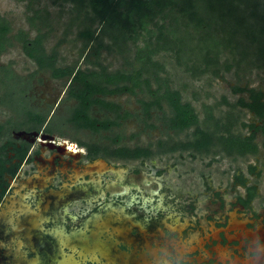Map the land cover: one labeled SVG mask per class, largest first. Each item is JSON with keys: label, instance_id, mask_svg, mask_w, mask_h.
<instances>
[{"label": "flooded vegetation", "instance_id": "1", "mask_svg": "<svg viewBox=\"0 0 264 264\" xmlns=\"http://www.w3.org/2000/svg\"><path fill=\"white\" fill-rule=\"evenodd\" d=\"M26 133L0 134V264H264V198L242 175L231 190L194 182L159 141L155 158L128 157L122 136Z\"/></svg>", "mask_w": 264, "mask_h": 264}, {"label": "rangeland", "instance_id": "2", "mask_svg": "<svg viewBox=\"0 0 264 264\" xmlns=\"http://www.w3.org/2000/svg\"><path fill=\"white\" fill-rule=\"evenodd\" d=\"M164 1H168L169 6L162 12L157 11L154 21L148 25L154 32V42L161 31L171 38L170 33L176 29L181 34L192 36L193 44L197 43L205 32L217 28L218 35H225L220 30L221 26L213 21L210 27L204 23L203 29H196L191 19L193 7L189 6L193 0ZM0 15L11 25L10 36L13 41L0 56V69L2 66H10L15 73L27 78L34 74L32 87L27 94L29 106L52 118L56 126L55 134L62 138L58 139L59 141L76 147L74 142L69 141L90 144L101 139L110 143L117 136H122L124 145L132 148H152L154 154L151 157L155 158L158 141L171 140L181 144L194 137V126L184 131L169 127L167 107L146 113L142 102L150 100V97L140 91L136 94L121 92L106 97L108 101L121 106L117 117L101 107H93L92 114L99 118H118L119 115L129 113L130 117L120 119L119 125L99 132L76 128L71 118L73 108L78 103L72 98L71 90L80 88V84L72 77L53 78L49 72L38 71L36 63L25 54L22 44L15 38L19 31L24 30L28 32L29 38L33 39L41 30L48 33L45 46L49 52L57 51L61 66H71L75 70L115 72L133 69L137 49L143 47L149 39L146 30L139 31L137 40L128 38L127 35L126 41L115 44L110 34H103L104 24H101L87 3L80 6L68 0H0ZM90 30L94 32L91 40L83 35V32ZM239 58V54L222 52L220 76H195L178 60L173 51L162 50L154 57L164 66L159 77L167 80L172 89L179 90L184 102H190L195 107L201 126H209L205 123V105H210L220 120L225 121L232 115L236 122L234 133L246 136L252 134V124L263 126L264 122L260 121L254 112L241 107L238 102L243 97L248 99L251 89L262 92L264 97V60L256 50H253L244 62L237 63ZM226 64L232 65L231 70L224 69ZM237 87L246 88V91L237 92ZM3 93L0 83V98ZM23 120L17 112L0 104V124H5L2 134H27L29 126H23ZM20 129L24 131H18ZM255 142L260 146L256 154L229 153L222 145L216 144L210 151L186 148L182 149L180 155H164L163 158L171 162L177 160L178 168L181 171L187 170L188 178L194 182L207 179L212 184H221L222 188L230 190L237 187L235 185L233 188L237 175H242L247 184L256 186L259 197L264 198V130H257ZM250 166L255 168L253 173ZM171 170L169 173L176 176ZM239 190L244 193L242 186Z\"/></svg>", "mask_w": 264, "mask_h": 264}, {"label": "trees", "instance_id": "3", "mask_svg": "<svg viewBox=\"0 0 264 264\" xmlns=\"http://www.w3.org/2000/svg\"><path fill=\"white\" fill-rule=\"evenodd\" d=\"M80 6L89 5L95 16L104 24L103 34H110L115 42L133 38L139 39V31L146 30L149 39L146 44L136 51V63L131 70L84 71L75 70L71 66H61L57 51L49 52L45 46L48 33L40 32L33 39L28 32L21 30L15 38L22 44L25 54L32 59L38 71L49 72L53 78L72 77L81 84L80 88L71 90L72 98L78 101L73 108L72 118L76 128L90 129L95 132L109 130L120 124V119L130 117L129 113L119 115L115 119L99 120L91 115V108L97 104L117 114L121 106L104 100V96L121 92L136 94L137 91L147 94L150 100L143 101L144 111L164 110L168 108V125L171 129L184 131L196 127L194 137L185 143H176L171 140H160L159 146L171 148L173 151L182 148H194L198 151H210L214 145H222L229 153L256 154L260 146L255 142L257 130H264L263 126L251 125L253 132L250 135L234 133L235 120L231 115L225 121L220 120L214 113L213 106L205 105L206 122L209 126L200 125V117L190 102H184L179 90L172 89L167 80L159 77L164 66L154 57L163 51H173L178 60L195 76L212 74L220 76L221 54L228 51L239 54L237 63L249 58L253 50L257 51L264 60V0H193L190 7L192 22L196 29H203V24L211 26L212 21L221 26L225 35H218V28L207 31L193 44L194 38L186 33L173 30L171 38L163 31L157 36L156 42L152 40L153 31L148 28L157 15L169 6L164 0H68ZM203 16H202V15ZM208 15V20L205 15ZM200 15V16H199ZM206 15V16H207ZM206 19H205V18ZM106 30V31H105ZM11 25L0 15V56L13 44L10 36ZM131 34V35H130ZM153 34V35H152ZM89 40L94 36L93 31L83 32ZM232 65L226 64L224 69L231 70ZM22 77L15 73L10 66L0 69V83L3 95L0 104L17 112L22 117L23 126L29 130L46 128L53 131V120L46 125L47 114L36 111L29 106L28 92L33 83V76ZM156 87L153 88V85ZM237 92H244L246 88L237 87ZM248 99L239 100V105L254 112L260 121L264 122V100L262 92L249 90ZM100 95L99 97H95ZM21 124V123H20ZM213 126V127H212ZM20 127V126H18ZM5 124H0V134ZM264 147V143L262 145ZM128 157H149L152 155L147 148L128 150ZM251 171L255 168L250 166ZM245 182L243 176L240 177Z\"/></svg>", "mask_w": 264, "mask_h": 264}, {"label": "water", "instance_id": "4", "mask_svg": "<svg viewBox=\"0 0 264 264\" xmlns=\"http://www.w3.org/2000/svg\"><path fill=\"white\" fill-rule=\"evenodd\" d=\"M34 134H37V133H34Z\"/></svg>", "mask_w": 264, "mask_h": 264}]
</instances>
